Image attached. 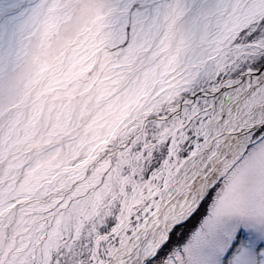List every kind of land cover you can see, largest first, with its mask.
<instances>
[{"label": "snow or ice", "instance_id": "6c2138e0", "mask_svg": "<svg viewBox=\"0 0 264 264\" xmlns=\"http://www.w3.org/2000/svg\"><path fill=\"white\" fill-rule=\"evenodd\" d=\"M0 264H264V0H0Z\"/></svg>", "mask_w": 264, "mask_h": 264}]
</instances>
